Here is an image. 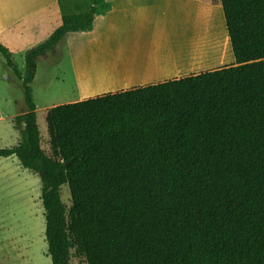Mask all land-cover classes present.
Wrapping results in <instances>:
<instances>
[{
  "label": "trees",
  "instance_id": "1",
  "mask_svg": "<svg viewBox=\"0 0 264 264\" xmlns=\"http://www.w3.org/2000/svg\"><path fill=\"white\" fill-rule=\"evenodd\" d=\"M234 57L223 66L46 111L41 146L31 84L69 32L68 14L28 50L18 143L0 149L41 182L51 264H264V0H219ZM67 186V209L60 189Z\"/></svg>",
  "mask_w": 264,
  "mask_h": 264
},
{
  "label": "rangeland",
  "instance_id": "2",
  "mask_svg": "<svg viewBox=\"0 0 264 264\" xmlns=\"http://www.w3.org/2000/svg\"><path fill=\"white\" fill-rule=\"evenodd\" d=\"M108 3L106 0H96L94 5L95 12L97 9L105 10V5ZM55 6L56 8L50 12L43 11L37 14L35 18L25 21V24L21 23L13 28L15 32L10 34L12 37L10 44L13 50L10 53L16 67L22 68L24 65L22 54L24 49H29L41 42H45L48 39V35L60 25V15L85 14L93 6V0H57ZM201 13L207 17L210 28H213L211 22L217 16L220 26L219 51L221 52H217L218 55H216L215 60L213 58L212 62L206 63L204 61V71H208L220 63V55L223 54L222 50L228 55V37L219 13H213V10L210 13L207 11H202ZM195 14V18L191 21L186 19L187 17L180 19L178 25L180 27H168L164 30L162 39H167L169 36L173 38L175 35H178V38L182 35L188 38L193 35H199L203 20L202 16H198V12H195ZM92 29L93 25L91 24L84 32H90ZM23 31L28 32L25 35H20ZM145 38L151 41V36H146ZM107 40L104 38V40L100 41L105 42V44L99 45L96 43L94 46L91 45L89 55L91 57L101 56L104 47L110 44V42L107 43ZM148 40H146L147 43H149ZM114 44L115 46L118 45L117 42H114ZM122 46H126V44H122ZM53 49L47 53V57L37 61L35 77L31 84L32 99L36 105L35 117L41 137V146L47 154L50 153L46 143L48 134L45 122V115L48 109L118 92L102 93L104 89L113 88L112 90H114L118 86L115 82H113V85L108 86L94 85L93 81L87 78V75H83L79 71L81 69L80 64H77L76 61H70L66 44H59ZM201 58L204 59L205 55H201ZM2 62L3 60L0 59L1 110L4 114H13L19 112L21 108L26 109L23 100V89L22 85L20 84L19 87L14 79H4L3 74H8L11 70L6 67V64L5 66L2 65ZM87 63L83 62L81 64L87 65ZM99 66L100 64L90 65V69L86 72L91 75V73L104 70L105 66L101 68ZM76 69L77 71L74 74ZM181 77H185V75L177 78ZM173 79H176V77ZM168 80L172 79H166L165 81ZM6 116L3 121H0V149L15 146L19 139L18 132L13 128L10 119H8L9 115ZM60 193L61 200L68 209L71 201L67 186H62ZM44 230L45 220L41 203V182L38 176L22 168L14 156L0 158V264H51V260L47 256ZM69 264L85 263L84 260L75 257L72 253Z\"/></svg>",
  "mask_w": 264,
  "mask_h": 264
},
{
  "label": "crops",
  "instance_id": "3",
  "mask_svg": "<svg viewBox=\"0 0 264 264\" xmlns=\"http://www.w3.org/2000/svg\"><path fill=\"white\" fill-rule=\"evenodd\" d=\"M106 2L109 3L105 5V10L97 9L94 14L92 31L69 32L59 43L67 45L70 61L80 64L79 71L83 75H87L94 85L108 86L115 82L118 86L114 90H112L113 88L104 89L102 93L155 85L166 79L204 71V61L212 62L213 58L215 60L218 55L217 52L221 51H219L218 16L211 22L213 28H210L207 17L201 13L202 11L210 13L213 10V13H219L228 37L219 0H106ZM56 3L57 0H0V45L7 49L10 57L12 55L10 51L13 50L10 44L12 38L10 34L15 32L13 28L21 23L25 24V21L35 18L43 11L50 12L56 8ZM195 12H198V16H202L203 20L199 35L189 38L184 35L178 38V35H175L173 38L169 36L167 39H162L164 30L168 27H180L178 26L179 21L184 17L191 21L196 16ZM64 15L62 14V16ZM62 16L60 15V24ZM27 32L23 31L20 35H25ZM146 36H151V41L146 39ZM104 38L108 39L107 43L110 42V44L104 47L101 56L91 57L89 55L91 45L105 44V42H100ZM114 42H117L118 45L115 46ZM122 44H126V46H122ZM32 48L24 49L23 57ZM227 48L228 55L222 50L220 63L213 66V69L233 64L234 57L229 39ZM47 55L46 53L40 56L38 60L44 59ZM201 55H205V58L202 59ZM0 59L3 60L2 57ZM83 62L88 63L87 65L81 64ZM95 64H100L99 68L105 66L104 70L88 74L86 71L90 69V65ZM2 65L5 66L4 60ZM17 69L23 75L24 65ZM76 71L77 69L74 74ZM3 75L4 79H14L20 87L21 81L15 78L12 70ZM25 112L26 109L21 108L19 112L4 114L0 105V121L9 115L8 119L13 124V119Z\"/></svg>",
  "mask_w": 264,
  "mask_h": 264
}]
</instances>
